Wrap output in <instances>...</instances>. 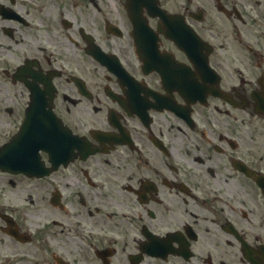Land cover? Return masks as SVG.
<instances>
[{
    "label": "flooded vegetation",
    "instance_id": "flooded-vegetation-1",
    "mask_svg": "<svg viewBox=\"0 0 264 264\" xmlns=\"http://www.w3.org/2000/svg\"><path fill=\"white\" fill-rule=\"evenodd\" d=\"M0 264H264V0H0Z\"/></svg>",
    "mask_w": 264,
    "mask_h": 264
}]
</instances>
